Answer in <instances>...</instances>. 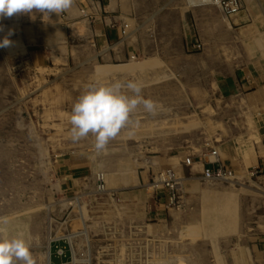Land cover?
<instances>
[{
    "label": "rangeland",
    "instance_id": "obj_1",
    "mask_svg": "<svg viewBox=\"0 0 264 264\" xmlns=\"http://www.w3.org/2000/svg\"><path fill=\"white\" fill-rule=\"evenodd\" d=\"M80 1L61 14L0 19V40L11 41L0 47V235L23 233L37 264H249L239 256L251 232L256 264H264V96L218 99L210 77L205 87L194 75L195 93L210 89L209 103L193 114L204 116L198 125L207 138L145 139L150 127L161 136L173 128V114L158 108L163 115L146 125L141 106L133 115L139 126L122 129L106 150L98 153L91 135L73 142L70 114L86 84L135 80L144 87L167 78L139 73L134 55L117 76L87 23L72 21ZM196 1L173 0L186 52H219L234 68L242 53L264 62L261 13L252 29L238 32L227 20L241 0L235 11L228 0H205L213 2L207 12ZM207 149H217L225 166L211 156L202 167L198 157ZM219 166L233 175L205 177V168ZM164 169H173V189L150 187Z\"/></svg>",
    "mask_w": 264,
    "mask_h": 264
},
{
    "label": "crops",
    "instance_id": "obj_2",
    "mask_svg": "<svg viewBox=\"0 0 264 264\" xmlns=\"http://www.w3.org/2000/svg\"><path fill=\"white\" fill-rule=\"evenodd\" d=\"M195 3L199 4L200 12H207L206 4L213 2L197 0ZM78 4L81 15H74L71 17L72 21L87 23L92 43L103 49L100 57L111 60L117 76L124 75L123 69L131 62L132 55L136 58L139 73L167 76L161 82L144 86L142 92H149L144 98L157 102L159 108L171 109L168 114H173V128L167 129L164 136H161L162 131L157 127H150L146 131L145 139L191 141L207 138L201 131L202 127L198 125L204 123V116L196 119L193 114L200 115L201 110L209 103L210 89L203 87L195 93L191 89L194 86V75L201 77L205 87H208L210 77L218 99L232 95L251 97L256 91L264 96V62L260 57H248L242 53L234 68L219 52L185 51L188 44L187 31L181 22L180 11H173V0H84ZM75 5L74 3L72 7ZM260 13L264 19V0H241V8L230 15L227 21L231 28L235 27L238 32L247 33L259 19ZM217 27L221 32L226 29L224 23ZM241 40L239 37V42ZM171 76L175 79L172 80ZM177 77L182 80L178 82ZM143 114L148 119L145 120L147 125L155 122L163 112L158 111L155 116L145 111ZM216 133L219 134V130ZM212 150L207 149L198 157L202 167L214 162L211 156L217 159L215 164L225 166L222 154L217 149L212 154ZM178 153L175 142L173 162ZM199 162L191 161L189 165ZM70 168L74 171L78 167ZM85 175V172H77L75 176L78 178ZM155 185L154 182L150 187ZM248 237L249 239L241 241L239 261L256 264L257 246L251 232Z\"/></svg>",
    "mask_w": 264,
    "mask_h": 264
},
{
    "label": "clouds",
    "instance_id": "obj_3",
    "mask_svg": "<svg viewBox=\"0 0 264 264\" xmlns=\"http://www.w3.org/2000/svg\"><path fill=\"white\" fill-rule=\"evenodd\" d=\"M74 2L75 0H0V19L17 13L31 14L33 10L42 13L43 17L51 13L61 14L70 10ZM10 44L7 36L0 40V47H8ZM142 88V83L135 80L86 84L72 106L71 140L78 142L91 135L95 138L94 148L99 153L106 150L110 140L122 129L139 126V121L133 120V115L141 106L146 113L157 115L159 105L151 99H145ZM2 223L6 221L0 220V224ZM0 264H37V258L23 233L11 237L0 235Z\"/></svg>",
    "mask_w": 264,
    "mask_h": 264
},
{
    "label": "built area",
    "instance_id": "obj_4",
    "mask_svg": "<svg viewBox=\"0 0 264 264\" xmlns=\"http://www.w3.org/2000/svg\"><path fill=\"white\" fill-rule=\"evenodd\" d=\"M228 4L230 6L231 11H235L237 9V2L236 0H228L227 2L224 1L223 4ZM227 6V5H226ZM197 47H199V44H197ZM212 154H215V151H212ZM191 162L190 158L186 159V163L189 164ZM204 175L207 178L213 177V178H227L231 177L233 175V172L230 169H225L222 167H218L215 170H211L209 168L204 169ZM158 188L165 187L169 190L173 189V184H175V175L173 173V169H164L160 170L158 172ZM157 187V184L155 185ZM62 253L61 249H58V253Z\"/></svg>",
    "mask_w": 264,
    "mask_h": 264
},
{
    "label": "bare ground",
    "instance_id": "obj_5",
    "mask_svg": "<svg viewBox=\"0 0 264 264\" xmlns=\"http://www.w3.org/2000/svg\"><path fill=\"white\" fill-rule=\"evenodd\" d=\"M213 1H216V0H213ZM187 159V158H186ZM186 159H185V162H186ZM191 163V162H190ZM189 163V164H190ZM177 179V178H176ZM159 182L157 181V182H155V184H158ZM64 264H66V263H64Z\"/></svg>",
    "mask_w": 264,
    "mask_h": 264
}]
</instances>
